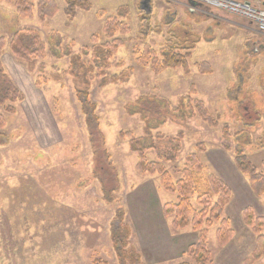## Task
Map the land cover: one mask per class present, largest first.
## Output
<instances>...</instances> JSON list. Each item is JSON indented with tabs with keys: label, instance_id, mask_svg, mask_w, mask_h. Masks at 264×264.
<instances>
[{
	"label": "rangeland",
	"instance_id": "1",
	"mask_svg": "<svg viewBox=\"0 0 264 264\" xmlns=\"http://www.w3.org/2000/svg\"><path fill=\"white\" fill-rule=\"evenodd\" d=\"M54 1L58 11L46 18L37 8L32 17H20L14 4L0 1V39L5 40L0 61L23 94L12 103L14 114L0 105L6 119L0 129V264H118L110 238L118 207L126 211L140 264H196L186 250L199 232L191 226L173 228L172 217L163 213L166 203L178 201L177 193L166 191L159 175L140 173L139 155L119 138L121 130L143 134L140 115L126 112L139 97L154 95L176 107L191 92L205 102L218 125L196 115L181 123L170 118L155 132L182 133L177 165L184 167L186 157L197 153L206 169L232 191L222 215L231 220L228 242H219L217 223L205 228L212 264H264V246L257 250L258 235L244 218L247 208L255 217H264V194L254 195L235 158L240 149L264 172V50L255 42L260 44L259 37L253 36V43L235 26L218 27L215 17L249 23L221 10L191 13L189 0H90V8L78 6L74 13L68 0ZM121 7L125 17L118 14ZM109 17L125 21L129 31L115 35L124 44L110 60L108 74L124 71L130 77L103 88L99 79L92 84L90 97L98 106L104 136L94 147L75 81L63 71L69 68V53L94 47L95 34L100 35L98 43L109 41L103 34ZM24 28L41 35L44 57L30 62L10 49L14 31ZM167 43L195 45L189 72H156L137 62L136 51L153 44L159 52ZM203 61L211 66L209 71L198 67ZM226 124L228 137L223 133ZM105 150L115 170L104 174L111 178V201L105 199L103 182L96 175V157L104 158ZM148 156L158 160L153 152ZM166 164L178 179L173 165Z\"/></svg>",
	"mask_w": 264,
	"mask_h": 264
},
{
	"label": "trees",
	"instance_id": "2",
	"mask_svg": "<svg viewBox=\"0 0 264 264\" xmlns=\"http://www.w3.org/2000/svg\"><path fill=\"white\" fill-rule=\"evenodd\" d=\"M5 1L14 4L20 17H32L35 8L41 18L51 17L58 11L54 0ZM68 1L71 4L70 13H74V9L78 6L85 8L91 6L90 0ZM35 2H37V6ZM118 14L120 17L126 16L122 7ZM128 31L129 27L125 21L113 17L107 18L103 34L109 41L100 44L98 43L100 35L95 34L92 40L94 47L83 48L82 54L69 53V68L63 71V74L70 76L75 81L76 96L82 106L86 126L94 147L99 142L98 139L104 140V136L100 129L98 106L91 100L90 88L96 79H99V86L102 88L109 84L128 81L130 72L122 71L120 74L109 75L107 71L110 60L117 49L124 44V40L115 37V35L119 32L125 34ZM4 46L5 40L1 38L0 50ZM152 46L153 44H148L143 51L135 52L136 60L140 65L150 66L156 72L167 68H184L186 72H189V59L195 45L179 46L176 43H167L159 52ZM10 49L20 59L31 62L36 58L44 57L45 43L36 30L24 28L14 31ZM197 65L204 72L209 71L211 67L206 61L197 63ZM22 98V92L5 72L0 61V105L4 106L6 112L14 114L16 108L12 103ZM126 112L130 116L140 115V119L144 123L142 135H137L133 130L119 132V138L123 141L127 140L131 151L139 155L137 170L140 173L159 175L164 189L177 193L178 201L166 203L163 213L165 217H172L173 228L180 229L191 226L194 231L199 232L198 240L188 246L186 254L196 264H212L214 258L209 248L205 228L217 223L216 234L219 242L221 244L228 242L233 231L230 228L231 220L228 217H222V215L231 199L232 191L220 177L206 169L197 153L186 157L184 167L177 165L182 149V133H178L177 136H167L161 132H155V130L170 118L174 122L181 123L198 115L214 127L218 125V118L211 115V111L203 100L193 98L192 92L182 96L176 107H172L165 99L154 95L141 96L126 106ZM5 126V116L0 112V129ZM223 133L225 137L229 136L227 124L223 127ZM149 152L155 153L158 160H150ZM104 155V158L103 156L96 157L99 163L96 175L106 189H104L105 199L109 200L111 192L108 185L111 178L104 174L108 175L107 173L110 171L115 173V170L110 153L105 150ZM235 156L236 164L240 171L247 175L254 195L258 197L264 194V172L258 171L256 164L242 150L237 149ZM166 163H171L173 172L180 174L178 179H173L172 172ZM244 218L246 225L254 229L258 235L257 250H261L264 246V233L261 232L264 227V217H255L251 208H247ZM110 226L111 243L118 264H140L142 256L138 249L131 244L132 227L126 221V211L123 207L117 208ZM99 263L102 264V262Z\"/></svg>",
	"mask_w": 264,
	"mask_h": 264
},
{
	"label": "built area",
	"instance_id": "3",
	"mask_svg": "<svg viewBox=\"0 0 264 264\" xmlns=\"http://www.w3.org/2000/svg\"><path fill=\"white\" fill-rule=\"evenodd\" d=\"M205 6L224 11L228 14L244 18L255 24L256 28L264 33V9L252 4L237 0H197Z\"/></svg>",
	"mask_w": 264,
	"mask_h": 264
},
{
	"label": "crops",
	"instance_id": "4",
	"mask_svg": "<svg viewBox=\"0 0 264 264\" xmlns=\"http://www.w3.org/2000/svg\"><path fill=\"white\" fill-rule=\"evenodd\" d=\"M240 1H248L251 4H253L255 7H258V8H261V7L263 8L264 7V0H240ZM189 10H190L191 13H199L200 12V10L198 8L197 9L194 8V6L193 7H190ZM215 18H217L216 20L218 21V23H217V26L218 27H221L224 24L229 25V26H231V25L232 26H235L236 28H234V29H237L236 30L237 32L243 33V35L245 37L251 36L252 39L250 41H253V43H254L253 36L259 37L260 38V41H261L260 44L257 41H255V42H256V44L258 46H260L261 49L264 50V45H263L264 42L262 43V40H264V33L258 31V29L255 27V25L252 24L251 22H249L248 20H246V21L249 23L250 26L252 25L254 28L250 27L249 25H247V26L246 25H241V23H239V22L236 23V21L235 22L234 21H231V22L230 21H227L226 18H224V17H222L220 15H216ZM221 18H224V19H221ZM229 19H232V17L229 18ZM226 22H228L229 24L226 23Z\"/></svg>",
	"mask_w": 264,
	"mask_h": 264
},
{
	"label": "water",
	"instance_id": "5",
	"mask_svg": "<svg viewBox=\"0 0 264 264\" xmlns=\"http://www.w3.org/2000/svg\"><path fill=\"white\" fill-rule=\"evenodd\" d=\"M190 4H192L193 6H201V4L199 3V2H197V1H195V0H189L188 1Z\"/></svg>",
	"mask_w": 264,
	"mask_h": 264
}]
</instances>
